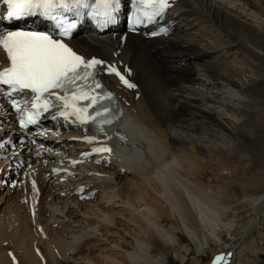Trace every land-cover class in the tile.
Returning a JSON list of instances; mask_svg holds the SVG:
<instances>
[{
	"label": "bare ground",
	"instance_id": "6f19581e",
	"mask_svg": "<svg viewBox=\"0 0 264 264\" xmlns=\"http://www.w3.org/2000/svg\"><path fill=\"white\" fill-rule=\"evenodd\" d=\"M170 18L167 38L75 36L78 52L135 85L103 76L137 134L104 155L108 167H79L76 179L54 175L65 150H43L16 186L0 185V264H161L178 233L214 258L250 225L229 264H264V0H179ZM84 138L78 130L56 146L88 147ZM2 165L0 183L10 178Z\"/></svg>",
	"mask_w": 264,
	"mask_h": 264
},
{
	"label": "snow or ice",
	"instance_id": "6c2138e0",
	"mask_svg": "<svg viewBox=\"0 0 264 264\" xmlns=\"http://www.w3.org/2000/svg\"><path fill=\"white\" fill-rule=\"evenodd\" d=\"M7 7L6 21H24L39 18L52 22L57 35L50 32L14 27L0 29V51L6 54L8 67L0 70V95H7L12 109L18 113L19 126L26 131L35 126L44 113L59 109L51 119L63 118L66 122L93 125L102 132L103 125L111 123L112 108L108 102L113 95L104 90L95 79L98 71L116 75L128 88H134L115 65H105L96 59H86L67 43V38L77 29L84 16L101 28L114 25L123 8V0H0ZM137 7L128 18V31L137 26L151 25L163 17L170 0H129ZM161 33L166 29L161 28ZM158 33L153 32L155 36ZM127 71V70H125ZM130 74V73H129ZM17 96H25L17 100ZM70 118H74L71 119ZM43 134V133H41ZM93 143L94 137L84 138ZM0 144V147H3ZM97 153H110L108 147L93 149ZM35 187V185H33ZM225 257L217 256L215 264Z\"/></svg>",
	"mask_w": 264,
	"mask_h": 264
},
{
	"label": "rangeland",
	"instance_id": "374dc122",
	"mask_svg": "<svg viewBox=\"0 0 264 264\" xmlns=\"http://www.w3.org/2000/svg\"><path fill=\"white\" fill-rule=\"evenodd\" d=\"M237 177H238V175L236 174V177L235 178H237ZM14 196H16V194ZM47 200H49V199H47ZM23 201H25V200L22 197V202ZM22 207H23V210H24L25 205L22 204ZM242 222H245V221L243 220ZM164 225H166V227H170L171 223L164 222ZM238 227H239V225L238 226L236 225V228H238ZM262 229L264 230V225L262 226ZM178 236L181 237V241L179 242V246H176L174 252L177 253L178 256L185 258V262H183V264H193V262H195V261L198 264H210V260L212 258L211 255L212 254L211 255H210V253L202 254L200 252L201 250H198L196 248V246H194L193 244H191L189 242V240L183 234L178 233ZM255 237H257V235ZM225 241L227 243H230L232 241V236L226 237L225 238ZM222 247H223V245L220 244V249ZM218 249L219 248H217L216 250H218ZM174 252L173 251H169L168 254H165V255L164 254L163 255L162 254H159L158 252H155V254L156 255L159 254V255L162 256V260H161L162 263L161 264H182V262L179 261V258H176L175 257V255H174L175 253ZM240 252H241V250H240ZM241 253H243V251ZM13 256H14V254H11V255H9V258H13ZM242 256L244 257V253H243ZM15 262L18 264V260H16Z\"/></svg>",
	"mask_w": 264,
	"mask_h": 264
},
{
	"label": "water",
	"instance_id": "95a60500",
	"mask_svg": "<svg viewBox=\"0 0 264 264\" xmlns=\"http://www.w3.org/2000/svg\"><path fill=\"white\" fill-rule=\"evenodd\" d=\"M253 224V223H252ZM252 225L246 227V229L242 232V237L239 241H237L236 243H234L230 249H228V251L224 254H222L224 257H225V260H222L221 261V264H229L230 263V259L233 257L236 249L238 248V246L240 245V243L242 242V240L248 235L249 233V230L251 228ZM220 255V256H222ZM215 260L216 258H214L212 261H211V264H215Z\"/></svg>",
	"mask_w": 264,
	"mask_h": 264
}]
</instances>
